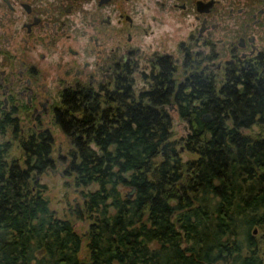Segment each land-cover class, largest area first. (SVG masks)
Returning a JSON list of instances; mask_svg holds the SVG:
<instances>
[{"label":"trees","instance_id":"16d2710c","mask_svg":"<svg viewBox=\"0 0 264 264\" xmlns=\"http://www.w3.org/2000/svg\"><path fill=\"white\" fill-rule=\"evenodd\" d=\"M190 80L177 97L158 84L66 104L55 123L82 202L63 216L40 182L56 165L53 135L0 119V264H264V56L219 83Z\"/></svg>","mask_w":264,"mask_h":264},{"label":"flooded vegetation","instance_id":"af4514ba","mask_svg":"<svg viewBox=\"0 0 264 264\" xmlns=\"http://www.w3.org/2000/svg\"><path fill=\"white\" fill-rule=\"evenodd\" d=\"M157 32L147 52L139 37ZM263 56L264 0H0V119L51 133L43 117L69 101L140 98L158 84L177 97L191 77L219 83ZM138 78L148 88L137 92Z\"/></svg>","mask_w":264,"mask_h":264},{"label":"rangeland","instance_id":"374dc122","mask_svg":"<svg viewBox=\"0 0 264 264\" xmlns=\"http://www.w3.org/2000/svg\"><path fill=\"white\" fill-rule=\"evenodd\" d=\"M142 48L146 49L147 52L150 51V44L154 40L157 42H161L162 36L160 32H157V37H146L141 35L140 37ZM171 47H175L174 43L170 44ZM229 56L227 55V58ZM5 68L4 65H0V70ZM224 74L222 73V76ZM148 88V85L144 84L142 79L137 80V84L135 88L138 92L140 88ZM55 92V91H54ZM59 101V98L57 99ZM169 112L172 115V123H173V132H174V139H181L187 136L189 132L188 124L185 120H183L178 111L172 110L167 107ZM46 121L49 120L50 122V130L51 134L54 137V159L56 160V165L51 167L41 178L40 182L46 184L48 187L47 196L50 199L51 208L55 210L58 216H63L69 207V204H80L82 202V195L80 191H77L73 187H67L66 184H71L70 179L66 176V159L68 158V150L70 148V139L68 136L62 131V129L55 123L54 116L52 117H43ZM32 121L29 118L22 117L20 122V127L24 128V133L31 132ZM45 128V125L42 126ZM21 131V130H20ZM9 137V136H8ZM18 156H21V152L17 153ZM184 159H188L193 155L187 151H183L182 154ZM89 223L79 221L76 223V226L80 233H84L88 228ZM83 256L85 254L83 253ZM85 258V257H84ZM83 263L88 264L89 262L84 260Z\"/></svg>","mask_w":264,"mask_h":264},{"label":"water","instance_id":"95a60500","mask_svg":"<svg viewBox=\"0 0 264 264\" xmlns=\"http://www.w3.org/2000/svg\"><path fill=\"white\" fill-rule=\"evenodd\" d=\"M206 119L210 120V119H211V118H210V115H207V116H206ZM255 233H257V229H255ZM82 264H85V263H82ZM88 264H92V263L89 262Z\"/></svg>","mask_w":264,"mask_h":264}]
</instances>
